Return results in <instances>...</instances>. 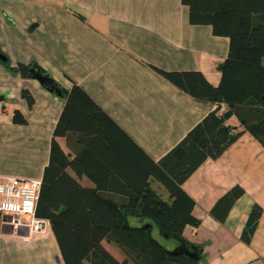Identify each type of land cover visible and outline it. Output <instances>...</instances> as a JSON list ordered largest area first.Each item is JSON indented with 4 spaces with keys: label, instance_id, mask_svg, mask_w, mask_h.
Here are the masks:
<instances>
[{
    "label": "crops",
    "instance_id": "1",
    "mask_svg": "<svg viewBox=\"0 0 264 264\" xmlns=\"http://www.w3.org/2000/svg\"><path fill=\"white\" fill-rule=\"evenodd\" d=\"M228 49L227 36L215 35L209 24L190 22L189 8L181 0H0L4 59L11 65L34 61L66 89L76 82L154 160L216 104L194 100L151 65L199 70L216 85L217 65ZM2 61L0 57V179L41 180L65 98ZM22 89L33 95L31 106ZM16 110L25 123L13 120ZM227 122L241 128L235 114ZM56 140L72 158L67 136ZM68 171L83 186H95L87 174L77 176L70 167ZM107 184L114 187L120 182L110 178ZM150 184L169 198L157 180L151 178ZM235 185L244 193L220 222L210 209ZM183 188L195 200L193 213L200 219L198 226L186 225L183 230V237L201 249L199 264H264V146L252 134L244 132L221 156L204 160ZM255 204L262 212L247 243L242 233ZM6 219L7 215L0 218V264H64L49 223L44 231L24 239L27 232L11 231ZM127 223H150L155 238L171 239L168 249L177 246L176 239L163 236L148 219L129 215ZM107 243L103 240L110 251Z\"/></svg>",
    "mask_w": 264,
    "mask_h": 264
},
{
    "label": "trees",
    "instance_id": "2",
    "mask_svg": "<svg viewBox=\"0 0 264 264\" xmlns=\"http://www.w3.org/2000/svg\"><path fill=\"white\" fill-rule=\"evenodd\" d=\"M181 1L189 8L190 22L209 24L215 35L227 36L229 49L217 65L220 79L216 85L199 70H164L151 65L194 100L216 104L159 160L151 158L76 82L66 89L34 61L16 65L2 61L22 77L36 78L65 98L36 204V215L49 221L64 264H199V245L183 237L186 225L200 224L193 213L195 200L183 182L204 160L221 156L244 132L264 146V0ZM21 95L33 104L28 89H22ZM232 114L240 129L228 124ZM13 120L26 122L18 110ZM57 136H67L72 158ZM69 167L77 176L87 174L95 186H83ZM110 178L120 185H108ZM151 178L165 187L168 199L151 186ZM243 193L240 185L231 187L210 214L223 222ZM261 212L255 204L249 214L242 233L247 243ZM129 215L148 219L164 236L176 239L177 246L166 248L153 236L150 223L129 225ZM103 240L114 244L122 258L113 255Z\"/></svg>",
    "mask_w": 264,
    "mask_h": 264
},
{
    "label": "built area",
    "instance_id": "3",
    "mask_svg": "<svg viewBox=\"0 0 264 264\" xmlns=\"http://www.w3.org/2000/svg\"><path fill=\"white\" fill-rule=\"evenodd\" d=\"M224 106L219 109L222 113ZM41 180L7 176L0 179V213L15 230H25L22 237L42 232L49 221L36 215Z\"/></svg>",
    "mask_w": 264,
    "mask_h": 264
},
{
    "label": "rangeland",
    "instance_id": "4",
    "mask_svg": "<svg viewBox=\"0 0 264 264\" xmlns=\"http://www.w3.org/2000/svg\"><path fill=\"white\" fill-rule=\"evenodd\" d=\"M164 236V235H163ZM166 248L168 247V243H170L172 240L170 239H163V238H159L158 239ZM109 244V245H108ZM107 246L109 247L110 251L118 258L121 259L122 258V254L121 251L112 243H107Z\"/></svg>",
    "mask_w": 264,
    "mask_h": 264
},
{
    "label": "water",
    "instance_id": "5",
    "mask_svg": "<svg viewBox=\"0 0 264 264\" xmlns=\"http://www.w3.org/2000/svg\"><path fill=\"white\" fill-rule=\"evenodd\" d=\"M0 57L2 58V60H5L4 59V56L2 54H0ZM13 230V228L11 229V231Z\"/></svg>",
    "mask_w": 264,
    "mask_h": 264
}]
</instances>
